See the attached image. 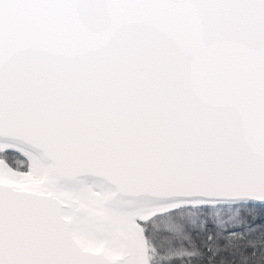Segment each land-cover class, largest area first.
Returning a JSON list of instances; mask_svg holds the SVG:
<instances>
[{
    "label": "snow or ice",
    "instance_id": "snow-or-ice-1",
    "mask_svg": "<svg viewBox=\"0 0 264 264\" xmlns=\"http://www.w3.org/2000/svg\"><path fill=\"white\" fill-rule=\"evenodd\" d=\"M0 264H264V0H0Z\"/></svg>",
    "mask_w": 264,
    "mask_h": 264
}]
</instances>
